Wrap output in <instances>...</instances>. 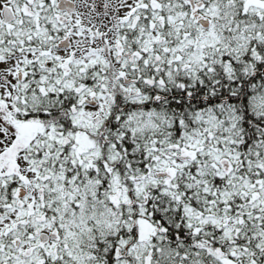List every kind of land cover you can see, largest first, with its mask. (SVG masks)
Listing matches in <instances>:
<instances>
[{
    "label": "snow or ice",
    "instance_id": "6c2138e0",
    "mask_svg": "<svg viewBox=\"0 0 264 264\" xmlns=\"http://www.w3.org/2000/svg\"><path fill=\"white\" fill-rule=\"evenodd\" d=\"M0 264H264V0H0Z\"/></svg>",
    "mask_w": 264,
    "mask_h": 264
}]
</instances>
